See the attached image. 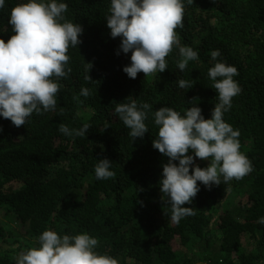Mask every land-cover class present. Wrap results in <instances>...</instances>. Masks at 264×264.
I'll use <instances>...</instances> for the list:
<instances>
[{
  "label": "trees",
  "instance_id": "1",
  "mask_svg": "<svg viewBox=\"0 0 264 264\" xmlns=\"http://www.w3.org/2000/svg\"><path fill=\"white\" fill-rule=\"evenodd\" d=\"M18 2L5 0L0 8L5 41L14 34L8 21ZM59 2L68 5L65 18L84 30L81 43L68 50L72 72L58 80L55 110L34 112L21 127L0 116V209L28 225L26 240L0 225V264H16L19 253L38 246L39 235L48 229L60 235L88 232L99 240L96 251L121 264H196L197 258L203 264H264V224L259 223L264 217V0H193L190 5L183 0L184 26L176 32L199 58L181 71L174 47L164 72L148 77L140 72L135 79L123 71L131 52L117 55L122 37L113 38L107 27L111 0ZM217 49L218 60L238 69L233 79L242 91L233 97L224 120L239 130L240 151L253 170L229 183L221 177V184L210 189L198 182L200 191L184 205L195 215L172 223L159 183L169 158L153 147L158 135L153 114L170 106L183 115L196 104L211 118L218 93L208 70L216 63L210 53ZM88 62L90 72L85 71ZM86 75L92 79L85 80ZM179 79L193 87L179 88ZM84 87L90 90L88 97L80 95ZM131 100L152 105L149 131L135 140L114 112L117 103ZM61 123L71 129L85 123L91 127L84 137L66 136L59 131ZM102 158L111 160L114 178H96L95 165ZM195 164L204 167L198 158L193 169ZM241 191L246 202L232 205ZM214 232L220 234L218 258L197 257L213 246ZM246 236L253 241L248 249ZM176 239L185 253L174 249Z\"/></svg>",
  "mask_w": 264,
  "mask_h": 264
},
{
  "label": "clouds",
  "instance_id": "2",
  "mask_svg": "<svg viewBox=\"0 0 264 264\" xmlns=\"http://www.w3.org/2000/svg\"><path fill=\"white\" fill-rule=\"evenodd\" d=\"M187 3L190 5L193 0ZM4 4L5 0H0V8ZM67 10V3L59 0H21L11 9L8 23L14 34L7 41L0 37V116L15 127L25 125L34 112L55 110L61 88L58 80L72 72L68 50L81 43L84 29L65 18ZM184 13L183 0H111L107 27L113 38L122 37L117 55L120 51L131 52V63L123 69L129 78L135 79L140 72L145 77L164 72L166 57L174 47L178 48L177 66L181 71L189 61L199 58L197 51L182 45L177 35L176 29L184 26ZM210 55L216 63L208 70V77L218 93L211 118L206 119L196 104L183 115L170 106L160 107L153 114L158 126L153 147L169 158L159 183L164 212L172 223L195 215L192 207L184 205L191 204L200 191L198 182L210 189L213 184H221V177L229 183L242 180L253 170L251 160L240 151L239 130L224 120L233 97L242 91L233 79L239 74L238 69L218 60V49ZM91 67L88 62L85 71L90 72ZM91 79L90 75L85 76V80ZM178 86L193 87L185 79H179ZM90 94L87 87L81 89L80 95ZM151 108L149 103L138 105L131 100L117 103L114 112L135 140L149 131L146 119ZM90 127L85 123L71 129L61 123L59 131L66 136L84 137ZM189 150L194 155L188 154ZM197 158L210 163L207 167L195 164L193 169ZM110 167V159H100L94 169L96 178H114L116 174ZM259 223L264 224V217ZM98 244L99 240L88 232L60 235L48 229L39 235L38 246L21 251L15 260L16 264H120L118 258L96 251Z\"/></svg>",
  "mask_w": 264,
  "mask_h": 264
},
{
  "label": "rangeland",
  "instance_id": "3",
  "mask_svg": "<svg viewBox=\"0 0 264 264\" xmlns=\"http://www.w3.org/2000/svg\"><path fill=\"white\" fill-rule=\"evenodd\" d=\"M198 160L204 167H207L208 164L210 163L209 160H200L199 158H198ZM246 200H247L246 194H244V192L241 191V192H239L233 196L231 204L234 205V204H239V203H245ZM0 225L6 227L8 230L16 231L22 237L21 240L22 239L26 240V238H28V236L26 235L28 225H25L24 223H22L18 219H12V218L6 217L3 209H0ZM219 236H220V234L218 232H214L213 240L215 242H214L213 246L210 247V250L208 252L203 253L202 255H199L197 257H200V256L205 257V256L210 255L213 258H218L219 248H218L217 243H218ZM252 242L253 241L249 237L246 236L243 240L244 248L245 249L250 248L252 246ZM174 249L177 250L180 254L185 253L187 251V248L181 245L179 239H176L174 241ZM197 260L198 261L196 262V264L205 263L204 260L201 261L198 258H197ZM119 261L121 264L122 260L119 259Z\"/></svg>",
  "mask_w": 264,
  "mask_h": 264
}]
</instances>
